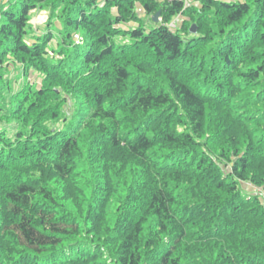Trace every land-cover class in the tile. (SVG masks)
Listing matches in <instances>:
<instances>
[{"label": "trees", "instance_id": "obj_1", "mask_svg": "<svg viewBox=\"0 0 264 264\" xmlns=\"http://www.w3.org/2000/svg\"><path fill=\"white\" fill-rule=\"evenodd\" d=\"M197 2L0 1V85L8 55L42 76L1 109L0 264H264V0ZM37 5L88 42L49 60Z\"/></svg>", "mask_w": 264, "mask_h": 264}, {"label": "rangeland", "instance_id": "obj_2", "mask_svg": "<svg viewBox=\"0 0 264 264\" xmlns=\"http://www.w3.org/2000/svg\"><path fill=\"white\" fill-rule=\"evenodd\" d=\"M1 1V0H0ZM171 1V0H166ZM225 3H235V2H244L245 0H218ZM134 11L136 12L137 17H139L138 21L142 24L144 30H150L155 28L154 24L150 21L149 16H147L141 6V3L138 1L134 2ZM184 8L188 6L200 7V3L197 0H183ZM111 11L113 14H116L117 9L115 7H111ZM57 17H54L48 7H43L41 5H37L28 13V28H27V35L25 36V41L33 43L35 39L41 38L47 32H51L52 38L47 43L45 49L48 52L47 58L51 61H58L62 60L63 55L59 52H63L64 56L69 51L71 52V46L69 45L72 41V46L81 45L82 47L88 42V39H85L81 31H70V37L68 46L62 44L61 37L58 31L53 27L54 24L58 26L60 29V12H57ZM192 20L195 19L191 18V16H184L181 13L177 16H174L171 21L166 24V27L170 29L179 28L184 31V35L182 36L184 40H190L192 38L200 37V33L195 35L187 34L188 29H190L189 24H192ZM185 21V27L183 23ZM161 22V18L158 17V21ZM50 24V25H49ZM130 26H137L135 22L129 23ZM127 24L121 25L120 27H127ZM194 26V25H193ZM195 27V26H194ZM127 29V28H126ZM124 38V37H123ZM121 38L120 36L115 38V42L118 45H127L132 43L128 38ZM239 68L243 70V66L239 65ZM2 78L0 85V121L3 119L2 113H4L1 109L6 108L7 110L12 108L11 98L12 96L16 95L19 91L26 86L29 89H37L41 86L42 76L40 74H36L34 72H29L26 76L22 75L21 67L17 65L15 62L12 61V57L8 55L7 60L2 65ZM65 111L68 112V119L71 116L76 114V104L74 102L70 103V106L65 108ZM51 125V124H50ZM17 123L15 121H11L8 124L0 122V133L6 131L7 137L14 140V135L17 133ZM55 129H63L64 126L62 123H56L52 125ZM10 129V130H9ZM245 190L248 192H253V188L244 185ZM112 205L109 206V211L111 210ZM108 228V227H107Z\"/></svg>", "mask_w": 264, "mask_h": 264}, {"label": "water", "instance_id": "obj_3", "mask_svg": "<svg viewBox=\"0 0 264 264\" xmlns=\"http://www.w3.org/2000/svg\"><path fill=\"white\" fill-rule=\"evenodd\" d=\"M159 16H160V12H157L155 15L152 16V20H153L154 22H157ZM190 31H191L192 33H195V27L192 26V28L190 29Z\"/></svg>", "mask_w": 264, "mask_h": 264}]
</instances>
